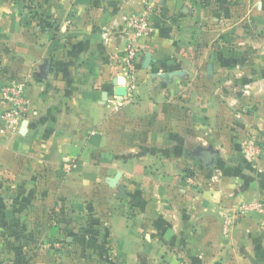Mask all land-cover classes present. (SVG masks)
I'll use <instances>...</instances> for the list:
<instances>
[{"label": "crops", "instance_id": "1", "mask_svg": "<svg viewBox=\"0 0 264 264\" xmlns=\"http://www.w3.org/2000/svg\"><path fill=\"white\" fill-rule=\"evenodd\" d=\"M148 1L0 0V264H264L261 218L222 231L264 200V80L230 78L224 60L234 37L264 36L248 30L264 0H155L136 101L115 110L126 21ZM10 83L26 87V134L3 129Z\"/></svg>", "mask_w": 264, "mask_h": 264}, {"label": "built area", "instance_id": "2", "mask_svg": "<svg viewBox=\"0 0 264 264\" xmlns=\"http://www.w3.org/2000/svg\"><path fill=\"white\" fill-rule=\"evenodd\" d=\"M157 8L158 3L152 1L145 5L144 10L139 15L133 16L126 21L131 37L121 57L120 76L123 85L119 87L120 89H126V94L124 96L115 95L117 99L114 105L115 110H119L123 106L132 105L136 101L138 78L135 73V63L139 53L138 42L140 39L148 37L153 31V18L156 15ZM247 90L245 89L244 93H248ZM2 94L7 108L2 117L3 129L9 134H14L19 130L23 121L27 120L30 103L27 98L26 87L23 83H10L3 88ZM262 152L263 147L254 138L246 139L241 145L242 156L247 162L253 163L257 161ZM190 181L193 182L192 179ZM248 216L259 217L264 224V200L246 202L224 213L223 234L225 236L232 234L242 219Z\"/></svg>", "mask_w": 264, "mask_h": 264}, {"label": "rangeland", "instance_id": "3", "mask_svg": "<svg viewBox=\"0 0 264 264\" xmlns=\"http://www.w3.org/2000/svg\"><path fill=\"white\" fill-rule=\"evenodd\" d=\"M153 1L156 2L155 0ZM151 2L152 1H148L146 4ZM252 29L253 31H251ZM248 30L254 35H257V33L262 35L264 33V24H258L256 26L253 25ZM248 42H253V44H249ZM228 49L230 50V55L226 53L224 60L227 63L229 61V65L233 64L236 66V68H239L237 70L235 69V74L229 75L230 78L235 77L242 82L244 81V83H247L248 81V83H257L261 80H264V66H260L261 63H264V36L261 37L259 41H257V39H250L247 37L244 41H242L241 37H234L232 41L229 42ZM256 63H258L259 66L253 68L256 66ZM224 77L228 78V75ZM245 89H248V85H240L238 87V90L242 92H244ZM249 90L251 92L250 95L255 97L260 90V85L257 84L253 85L252 87L250 86L247 91ZM233 98H237L236 94H234ZM4 140L7 143L10 139L6 138ZM7 172L8 170L6 166H0V174H4L0 181V190H6L10 187V183L5 181V173Z\"/></svg>", "mask_w": 264, "mask_h": 264}, {"label": "water", "instance_id": "4", "mask_svg": "<svg viewBox=\"0 0 264 264\" xmlns=\"http://www.w3.org/2000/svg\"><path fill=\"white\" fill-rule=\"evenodd\" d=\"M151 60H152L151 55H148V56L146 57V63H147L146 66H148V65L151 63ZM48 71H49V62H47V66H46V69H45V72H46V73H48ZM209 71H212V67H211V66L209 67ZM211 73H212V72H211ZM125 94H126V89H124V88H122V89H118V91H117V95H119V96H124ZM105 96H106L105 98H107V97H108V93H106ZM28 124H29V123H28L27 120L23 122V124H22V129H21V133H22V134H26V133H27V131H28ZM214 161H215V155L212 154L211 156H209V157L207 158V163H206V165H207V166L212 165V164L214 163ZM120 179H121V174H118L115 178L111 179L110 182H109L110 187H112V188H117L118 185H119V181H120ZM118 189H119V191H120V193H121L122 195H125V191H126V190H125L123 187H119Z\"/></svg>", "mask_w": 264, "mask_h": 264}, {"label": "trees", "instance_id": "5", "mask_svg": "<svg viewBox=\"0 0 264 264\" xmlns=\"http://www.w3.org/2000/svg\"><path fill=\"white\" fill-rule=\"evenodd\" d=\"M210 166V165H209ZM209 166H207V167H209ZM192 176V175H191Z\"/></svg>", "mask_w": 264, "mask_h": 264}]
</instances>
